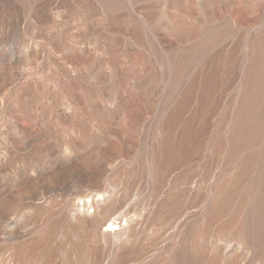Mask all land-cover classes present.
<instances>
[{"label": "rangeland", "instance_id": "1", "mask_svg": "<svg viewBox=\"0 0 264 264\" xmlns=\"http://www.w3.org/2000/svg\"><path fill=\"white\" fill-rule=\"evenodd\" d=\"M0 264H264V0H0Z\"/></svg>", "mask_w": 264, "mask_h": 264}, {"label": "bare ground", "instance_id": "2", "mask_svg": "<svg viewBox=\"0 0 264 264\" xmlns=\"http://www.w3.org/2000/svg\"><path fill=\"white\" fill-rule=\"evenodd\" d=\"M120 224H121V222L119 220H116V221L110 220V221H108V223L106 225L105 231L108 233L116 232V230L119 229Z\"/></svg>", "mask_w": 264, "mask_h": 264}]
</instances>
